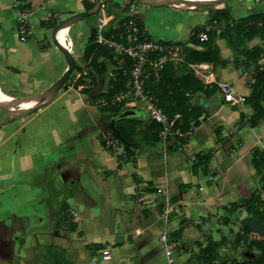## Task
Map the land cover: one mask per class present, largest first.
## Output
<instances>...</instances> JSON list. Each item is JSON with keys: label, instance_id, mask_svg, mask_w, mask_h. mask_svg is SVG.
<instances>
[{"label": "crops", "instance_id": "0c3cea01", "mask_svg": "<svg viewBox=\"0 0 264 264\" xmlns=\"http://www.w3.org/2000/svg\"><path fill=\"white\" fill-rule=\"evenodd\" d=\"M15 3L0 0V264H203L199 251L209 241L219 242L216 264H242L256 256L255 248L230 241L228 234L234 230L246 242L264 235L243 233V219L253 217L240 204L252 193L264 201V170H256L250 157L246 166L250 175H261L259 188L250 192L251 186L236 183L245 152L264 150V118L251 126L252 109L244 100L254 70L245 50L264 47V21H240L264 16V1L224 0L202 8L137 5V20L147 37L180 48L179 59L171 62L175 76L189 72L208 91L215 90L189 96L199 109L196 124L190 117L186 131L173 128L176 114L168 119L164 135L157 122L158 127L148 128L152 119L144 103L126 105L138 110L122 123L134 145L129 151L122 142L117 149L104 142L111 113L101 111L99 99L109 79L106 70L99 75L90 57L83 56L93 28L84 18L62 27L75 66L56 95L47 93L68 68L51 29L88 10L90 3ZM218 8L226 17L213 20ZM19 12L27 13L30 26L25 40L16 30ZM206 23L215 33L217 57L187 61L188 50L206 49L191 41L195 29ZM249 27L255 29L251 37ZM223 30L231 45L219 36ZM77 57L83 58L82 67L76 66ZM263 60L258 59V69ZM221 86L229 88L233 101L224 99ZM24 102L31 106L22 111ZM220 142L232 157L223 164L224 156L214 149ZM212 156L222 161L221 170L209 168ZM233 202L239 204L235 209L230 208ZM103 249L109 250L108 259L101 258Z\"/></svg>", "mask_w": 264, "mask_h": 264}, {"label": "trees", "instance_id": "16d2710c", "mask_svg": "<svg viewBox=\"0 0 264 264\" xmlns=\"http://www.w3.org/2000/svg\"><path fill=\"white\" fill-rule=\"evenodd\" d=\"M264 1V0H263ZM92 7L88 4L86 8L89 10ZM225 13L223 9H215L213 12V20H218L224 18ZM90 17V16H89ZM226 17V16H225ZM264 21V16L259 14H252L245 18L240 19L244 22L246 19H257L259 18ZM88 18V17H85ZM138 24L141 26V21L137 20ZM201 28L197 27L195 31H199ZM111 32V31H110ZM110 32H106L105 35L109 36ZM255 33V29L252 27L248 28V36L251 37ZM221 38H224L228 45L229 35L226 30L219 33ZM215 33L210 30L207 33V39L204 41H199L195 35L192 33L191 41L197 45L205 46L204 51H198L190 49L186 52L185 58L187 61L192 63L196 62H211L217 57V46L213 43ZM96 32L94 28H90V34L88 36V44L84 49L83 56L90 57V65L93 71L97 72L99 75L103 74L106 70V65L103 61H98L100 56L104 58L108 57V49L102 47L101 45L95 43ZM247 59L250 63L254 64V70L252 73V82L250 83V93L246 98L245 102L252 109V114L250 116V125L254 126L258 121L264 118V71L258 69L257 61L259 58L264 59V47L254 46L250 49L245 50ZM115 66L118 64L114 62ZM130 61L127 57L121 59V63L118 67L114 69V77L109 79V86L107 91L103 93L104 96H112L120 89L123 88L127 76L123 74L129 68ZM264 66V64H263ZM93 74V72H92ZM176 70L171 62H167L163 65L161 70L156 74H151L149 78L145 81L143 91L151 99L155 105L162 108L168 119H172L174 115H179V119H175L173 123V128H178L182 131L188 129V119L191 117L195 120L194 124L197 123V119L200 116L199 109L192 105L190 101V95L195 94L198 91H205L207 95H210L215 87H212L211 91L207 90V85H204L200 80L193 76L191 73H186L180 77H176ZM89 89H85L88 91ZM123 102L119 105H109L107 107H102L101 111L116 113L123 109L121 106ZM127 122V119H122L118 121L117 127L120 134V140L124 145L126 151H129V146L133 145L132 140L125 134L126 129L122 127V123ZM158 127L154 120H151L149 129ZM152 131V129H150ZM157 138V137H156ZM134 146V145H133ZM201 157V156H200ZM203 157V156H202ZM199 158V157H198ZM206 158V157H204ZM200 160L202 158H199ZM251 161L256 170H264V150H258L254 148L252 150ZM245 207L246 212L253 218L258 219V221L264 226V201L261 200L259 194L252 193L247 198L240 201ZM238 203L233 202L230 205L231 209L238 207ZM262 207L259 210V207ZM243 233L246 235L250 232L248 227H243ZM236 234L235 242L239 244L240 237L238 238ZM249 248H255L258 253L254 257L247 258L242 264H264V235L261 239H252L247 242ZM219 242L209 241L205 246H203L199 251V259L203 264H216V258L218 257Z\"/></svg>", "mask_w": 264, "mask_h": 264}, {"label": "built area", "instance_id": "2783aa9c", "mask_svg": "<svg viewBox=\"0 0 264 264\" xmlns=\"http://www.w3.org/2000/svg\"><path fill=\"white\" fill-rule=\"evenodd\" d=\"M25 1L26 0H15V4L17 6H22ZM86 1L92 6L97 3V0ZM103 8L104 4L103 0H101L95 12L97 14V22L93 27L96 32L95 43L115 49V51L121 55L119 63H121L123 57H127L130 61V65L129 68L123 72V74L127 76L123 88L112 96H103L99 99V104L100 106L119 105L120 102L127 103L130 99H132L131 101L139 99L145 104L151 119L160 124V134L164 135L169 128L170 122L164 111L151 102L149 97L143 93V87L149 76L158 73L165 63L174 62L176 59H179L180 48L175 44L155 41L148 38L134 18L128 19L123 24V29L120 32L117 31L114 35L111 33L109 36H106L105 33L109 32L110 29L109 27H105L107 18ZM130 10H133V4L130 6ZM200 28L199 31H194L193 34L199 41H204L207 39V33L211 30L212 26L206 23ZM16 30L21 40L28 38L30 26L27 13L19 12L16 16ZM263 64L264 60L259 70L264 71ZM221 91L226 101H233L232 93L227 86H221ZM133 103L134 102H130L127 103V105ZM103 138L107 147L117 149L119 145H121V141L114 137L110 130ZM162 218L165 219V221L167 219L166 215H163ZM255 237L256 234L253 232L252 238ZM100 254L102 259H108L110 257L108 249L101 250Z\"/></svg>", "mask_w": 264, "mask_h": 264}, {"label": "rangeland", "instance_id": "374dc122", "mask_svg": "<svg viewBox=\"0 0 264 264\" xmlns=\"http://www.w3.org/2000/svg\"><path fill=\"white\" fill-rule=\"evenodd\" d=\"M194 1V0H193ZM195 1H198V0H195ZM221 3V2H220ZM103 4H104V13H105V16H106V20H107V23H106V26L105 27H109V32L110 34L112 33V35H114L117 31H121L123 29V24L130 18H134L135 20L137 19H140L139 16H138V12H137V5H145L146 3L145 2H142L140 0H103ZM133 4V10H130V6ZM184 4V3H183ZM184 7H193V6H189V5H185ZM204 6H198L197 8H202ZM138 16V18H137ZM97 14L95 13L94 15L88 17V18H84V20L86 22H88V27H94V25L96 24L97 22ZM93 25V26H92ZM113 29V30H112ZM108 31V30H107ZM109 34V35H110ZM66 42H67V38H66ZM102 46V45H101ZM106 49H108V57L107 58H104L102 61L105 63V67H106V71H107V74H108V79H112V77H114V69L115 67H118V65L120 64L119 63V60H120V57L121 55L119 53H117L115 51V49H112V48H107L106 46H102ZM79 50V47L78 46H75L74 47V52L76 54V52H78ZM117 62L118 64H116L115 66V63L114 62ZM76 66L78 67H82L83 66V58L82 57H77L76 58ZM105 91V89H104ZM105 93V92H104ZM143 93L145 94V92L143 91ZM132 99H130V101H128L127 103H130V102H134L135 104H139L141 101L139 99H135L133 101H131ZM127 103H124L121 107L124 108L126 107ZM117 105V104H115ZM102 107H107V106H102ZM23 111V110H22ZM249 131V130H248ZM230 140L229 143L231 144H237V141L235 138H230L228 139ZM225 142H220V143H217L216 146L214 147V149H216L218 152H217V156L222 153V157H223V163L225 162H228L229 160L232 159V157L228 156L227 153H226V148L225 147ZM227 143V144H229ZM246 146H243V149L241 151H244L246 149ZM240 155V153L238 154ZM234 156L236 157L237 156V152H235ZM250 153L249 151H246L245 152V155L241 158V163L243 164L244 163V166H242V171L241 173L239 174L240 178L238 177V182L237 185H240L241 184H247L249 185V187L251 186L250 188V192L253 191L254 189L256 188H259V179L261 178V175H258V176H253V175H250L249 174V171H248V168H247V164L249 163L248 161H250ZM217 158L215 156H212L211 160H210V164H209V168L210 169H218V170H221V162H218L216 160ZM246 166V167H245ZM247 178V179H246ZM246 179V181H245ZM244 181V182H243ZM222 181H219L218 182V185H221ZM228 232V230H227ZM226 232V233H227ZM232 233V235L228 234V238L230 239V241H233L235 240L236 238V231L234 230H231L230 231ZM237 237L239 238L240 236L237 235ZM240 244H243L246 246L247 242L244 241L242 239V237H240ZM247 249V247H246Z\"/></svg>", "mask_w": 264, "mask_h": 264}, {"label": "water", "instance_id": "95a60500", "mask_svg": "<svg viewBox=\"0 0 264 264\" xmlns=\"http://www.w3.org/2000/svg\"><path fill=\"white\" fill-rule=\"evenodd\" d=\"M100 1L101 0H97V3L89 10L70 15L69 17L58 22L51 29V37H52V40L55 44V47L64 54L66 61L68 63V68L49 87L47 93H48L50 98L53 97L54 95H56L58 93V91L62 88V86L66 83L70 73L73 71L74 66H75L74 59H73L69 49L67 47L63 46L62 44H60V42L58 41V39L56 37V34L65 25L72 23V22H75V21H78V20H81L87 16L94 15L96 10H97V7L100 4ZM140 1L145 2L146 4H149V5H156V4H160V3H165V0H161V1L160 0H140ZM176 1H178L180 3H184V4H190L193 7H198V6L217 4V3H220L224 0H211V1H207V2L189 1V0H176ZM197 99L199 100V97H197ZM195 105L201 106L200 104H195ZM35 109H36L35 107L30 108L27 112L28 113L32 112ZM137 114H138V110L134 109L132 107L131 108L126 107V108H123L116 113H111L107 116V119H108L107 120V129L110 130L111 132H113L117 137L120 138V134H119L118 129H117V122L122 120V119H129L133 116H136ZM242 225L244 227H248L252 232L257 233L258 235L264 234V226H262L259 223V221L255 218L247 217V218L243 219Z\"/></svg>", "mask_w": 264, "mask_h": 264}, {"label": "bare ground", "instance_id": "6f19581e", "mask_svg": "<svg viewBox=\"0 0 264 264\" xmlns=\"http://www.w3.org/2000/svg\"><path fill=\"white\" fill-rule=\"evenodd\" d=\"M189 1H193V0H189ZM195 1V0H194ZM198 1H203V2H207V1H211V0H198ZM165 3H169V4H177V5H179V4H182V3H180V2H178V1H176V0H165ZM185 5H190V4H185ZM192 6V5H191ZM65 28V27H64ZM64 28H62L59 32H61L62 31V33H60V35H59V39H58V41L60 42V44H62V45H66V37H65V35H66V30L64 29ZM0 99H4V97L0 94ZM21 110H26L28 107H30L31 106V104L29 103V102H24V103H21Z\"/></svg>", "mask_w": 264, "mask_h": 264}]
</instances>
